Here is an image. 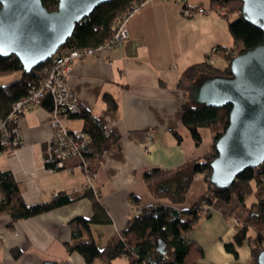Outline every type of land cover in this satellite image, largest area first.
I'll list each match as a JSON object with an SVG mask.
<instances>
[{"label":"crops","instance_id":"1","mask_svg":"<svg viewBox=\"0 0 264 264\" xmlns=\"http://www.w3.org/2000/svg\"><path fill=\"white\" fill-rule=\"evenodd\" d=\"M186 1L206 11L185 18L180 14L181 0H146L129 17L128 38L121 47L96 57L75 59L66 74L74 100L118 136L116 151H104L94 159L93 185L111 219L90 226V235L99 248L131 222L136 211L131 195L139 196L140 205L157 201L143 184L145 169L176 167L210 150V129L199 128L202 139L195 145L182 122V105L191 96L193 85L184 91L176 83L185 67L206 60L212 47L228 48L233 38L227 21L210 0ZM219 57L210 61L215 64ZM109 94L116 100V110L106 108L103 95ZM50 118L46 109L32 108L19 122V147L0 153V168L12 171L24 201L31 204L45 202L60 190L78 195L87 185L80 168L67 171L44 167L41 154L52 132ZM70 127L81 129L82 121L72 119ZM204 190L200 174L191 182L182 206H190ZM230 207V203L213 202L210 216L202 218L189 233L203 249L198 264L250 261L246 244L238 246L236 257L224 247L235 232L225 214ZM92 214V200L81 196L14 224L9 223L8 215L0 216V264H39L50 259L59 264H87L80 253L68 252L65 242H71L70 219L91 218ZM87 237L85 232L81 239ZM121 257L126 260L120 256L111 263L120 264ZM90 264L103 263L95 258Z\"/></svg>","mask_w":264,"mask_h":264},{"label":"trees","instance_id":"2","mask_svg":"<svg viewBox=\"0 0 264 264\" xmlns=\"http://www.w3.org/2000/svg\"><path fill=\"white\" fill-rule=\"evenodd\" d=\"M145 1L111 0L97 5L90 15L76 23L71 37L65 41L64 45L77 44L79 47H84L105 42L114 34L116 18L131 6ZM41 2L47 10L54 9L58 4L57 0H41ZM215 3L228 7L222 17L227 21L233 44L228 48H219L227 63L223 67L216 66L208 56L203 62L188 65L181 72L176 83L184 91L194 85L200 75H231L229 59L239 51L249 49L264 39L263 30L247 21L241 14V0H210L212 7H215ZM229 15L237 17L229 19ZM43 66L44 64L41 63L26 72L16 56H0V78L8 73L18 74L9 82H0V123L5 128L4 131L0 127V153L16 148L11 145L12 138L15 136L13 128L19 129L18 123L23 113L17 112L18 119L10 120L9 117L14 110V105L27 98L32 89L41 83L44 75ZM103 98L107 109L116 110L115 98L110 94L103 95ZM53 105L52 97L48 93L40 99L39 107L48 112L52 110ZM78 106L79 112L69 113V116L82 121L81 130L89 137L82 153L88 160L90 171H94L97 167L94 159L97 156L104 151L118 149V136L112 132L108 133L102 120L94 116L91 110L79 103ZM182 106V122L185 128L189 129L195 145H199L202 139L199 128L210 129L212 138L210 150L176 167L145 169L142 173L143 184L157 201L140 205L139 196L131 195L133 204L137 207L131 222L120 234L111 235L103 247L97 246L89 229L92 223H108L111 219L101 206L99 199L93 196L90 188L78 195L60 190L52 194L45 202L31 204L24 201L12 171L0 168V216L8 215L9 223L14 224L15 221L48 212L60 205L69 204L81 196H86L92 199L93 214L91 218L76 216L70 219L71 242H65V247L68 252L80 253L87 264L92 263L95 258L101 259L103 264H113L112 260L120 256L126 258L127 264H198L203 256V249L194 239L189 238V233L202 218L210 216V207L215 200L233 202L230 211L236 212L240 224L235 228L233 240L226 242L224 247L236 257L238 246L246 243L250 247V256L253 258L250 263H256V255L264 247V194L259 191L261 185L264 187V161L255 168H245L230 185L223 188L215 186L209 181L211 174L209 163L210 159L217 154L214 142L225 127L229 107H207L194 102L191 96L186 97ZM176 136L179 138V135ZM20 143L21 140L17 145ZM43 156H46L44 152ZM68 164L74 165V163L63 161L58 167L55 162L46 160L44 167L57 170ZM200 173L205 182L203 194L190 206H182L191 182ZM256 185L259 188H256ZM250 195H254L255 199L247 202L246 198ZM85 232L88 237L81 239ZM159 238L165 240V253L156 250ZM39 264H59V262L50 259L42 260Z\"/></svg>","mask_w":264,"mask_h":264},{"label":"water","instance_id":"3","mask_svg":"<svg viewBox=\"0 0 264 264\" xmlns=\"http://www.w3.org/2000/svg\"><path fill=\"white\" fill-rule=\"evenodd\" d=\"M47 10L41 0H0V56L14 55L22 69L52 57L68 40L78 21L111 0H57ZM241 14L264 32V0H241ZM231 75H203L191 98L205 106H228L225 127L214 142L217 154L210 160L209 181L220 188L230 185L245 168L264 161V39L239 51L228 62ZM159 238L156 250L165 253ZM264 264V247L256 255Z\"/></svg>","mask_w":264,"mask_h":264},{"label":"built area","instance_id":"4","mask_svg":"<svg viewBox=\"0 0 264 264\" xmlns=\"http://www.w3.org/2000/svg\"><path fill=\"white\" fill-rule=\"evenodd\" d=\"M181 12L184 16H192L194 13H203L205 8L202 6H189L186 0H182ZM133 5L124 11L115 20L114 34L110 39L101 42L95 46L79 47L77 44L64 45L59 48L49 61L44 62V75L38 87L33 88L31 94L17 102L14 105V110L10 114V120L18 119V113L28 112L34 106H39L40 99L45 94H50L54 102L53 108L50 111L51 135L45 140L44 143V162L51 160L55 162L56 166L60 167L63 161H68L66 169L81 168L86 173L93 175L90 171L88 160L83 152V147L87 144L89 137L81 129H74L70 127L72 118L69 113L79 112L77 100H74L73 93L69 89L66 74L71 69V64L75 59L85 58L87 56L96 57L101 54L121 47L128 38L127 22L130 16L138 11V8L143 4ZM65 43V42H64ZM63 43V44H64ZM216 49L213 47L212 51ZM1 129L5 131L4 125L0 123ZM14 137L12 138L11 145H17L21 140V135L18 128H13ZM7 135V133H6ZM77 160V161H76ZM88 176V174H87ZM89 187L96 190L92 184V180L88 183Z\"/></svg>","mask_w":264,"mask_h":264},{"label":"rangeland","instance_id":"5","mask_svg":"<svg viewBox=\"0 0 264 264\" xmlns=\"http://www.w3.org/2000/svg\"><path fill=\"white\" fill-rule=\"evenodd\" d=\"M182 1V0H181ZM183 2V1H182ZM215 5V8H214V10H216V12L218 13V15H220V16H222V14H224L225 12H226V10L228 9V7L227 6H225V5H222V4H220V3H215L214 4ZM204 11H206V10H204ZM204 13V12H203ZM180 14H181V16H183V17H185V18H187V17H192V16H184L183 14H182V12H181V10H180ZM230 16V18L229 19H235L237 16L236 15H229ZM226 22V21H225ZM64 46V44H62V46L60 47V49L62 48ZM213 48V47H212ZM212 48L210 49L211 50V52H210V57H209V60H212V59H214V57H217V55H220L221 57H219V58H217V60H216V63L214 64V65H218V66H220V67H223V66H225L226 65V60H224V58H223V55L221 54V52H220V47H214L216 50L215 51H212ZM46 61H49V60H46ZM45 61V62H46ZM44 63V62H43ZM17 73H8V75H4V76H2L1 78H0V82L1 83H6V82H9L10 80H13V79H15V77H17ZM202 77H204V76H202ZM36 106H34V107H32V108H35ZM32 110V109H31ZM30 110V111H31ZM29 112V111H28ZM27 112H24V114H23V116L26 114ZM22 116V117H23ZM51 119V118H50ZM50 123V122H49ZM19 124V123H18ZM19 132H20V130H19ZM108 133H109V131H108ZM13 147H16L17 148V146L19 147V145H12ZM13 149V148H12ZM8 152L9 151H11V150H7ZM43 152H44V149H42V154H41V156H42V162H43V164H44V156H43ZM62 169H64V170H67V171H69V170H73V169H75V168H71V169H66V168H62ZM80 170H82L83 171V173H84V175L86 176V182L88 183L89 181H91L92 180V184H93V179H94V171H92V173H93V175H91L90 173H86V171H84L83 169H81L80 168ZM87 174H88V176H87ZM201 175H202V173H200ZM200 174H198V175H200ZM197 175V176H198ZM86 183V184H87ZM94 187V186H93ZM258 186L256 185V188H257ZM85 188L86 189H88V188H90V190L92 191V193L94 194L93 196L95 197V198H97L98 199V193H97V189L96 190H94V189H92V187H89L88 186V184L87 185H85ZM96 188V187H95ZM259 188V187H258ZM259 191L261 192V194H264V187H262V185H261V188L259 189ZM255 198H254V195H250L249 197H247L246 198V201L247 202H249V201H251V200H254ZM90 200H92V199H90ZM232 201H234V200H232ZM214 202H221V203H224V201L222 202V201H219V200H215ZM226 203V202H225ZM233 202H230V205L231 206H233ZM135 209H137V207L135 208ZM230 209H231V207H230ZM230 209H228V210H226V217H227V222H228V224L229 225H231L234 229L236 228V226H238V224H240L239 223V218H238V216H237V214H236V212L235 211H230ZM243 244H246V243H243ZM247 246H248V244H246ZM250 248V247H249ZM251 257V256H250ZM122 258V257H121ZM123 260L120 262V264H126L127 262H126V260L124 259V258H122ZM253 260V258L251 257V259H250V261H248V263H246V264H256L255 262L254 263H250L251 261ZM117 264V263H116ZM232 264H234V263H232Z\"/></svg>","mask_w":264,"mask_h":264}]
</instances>
